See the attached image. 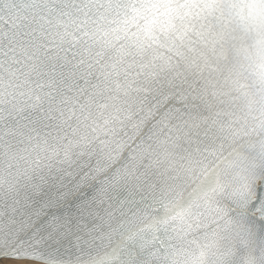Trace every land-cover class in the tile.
I'll list each match as a JSON object with an SVG mask.
<instances>
[{"label": "water", "instance_id": "1", "mask_svg": "<svg viewBox=\"0 0 264 264\" xmlns=\"http://www.w3.org/2000/svg\"><path fill=\"white\" fill-rule=\"evenodd\" d=\"M50 7L53 20L72 11L63 0ZM32 13L38 20L47 9L40 0L0 5L7 22L28 24ZM234 52L229 49L227 59H218V52L194 40L182 57L173 58L175 70L161 72L149 85L151 94L140 101L153 115L135 160L126 149L109 167L106 156L95 154L109 169L107 184L87 181L75 188L68 172L79 175L88 164L96 167L79 149L67 162H61L63 151L51 162L44 158V149L50 153L65 143L67 126L77 124L70 117L74 110L80 115L77 105L88 99L79 91L87 65L71 76L67 73L74 66H66L63 78L52 77L51 85L39 90L34 107L23 106L16 118L0 121V254L16 241L25 246L31 241L42 249L40 264H264V214L252 211L254 193L264 183V131L255 127L259 101L251 96L256 105L250 110L232 83L243 63ZM86 78L92 89L101 76L93 71ZM244 91L258 92V86ZM53 92L54 99L47 95ZM168 113L171 136L160 130ZM61 191L69 197L58 207L53 204L55 214L74 223L66 236L50 240L46 231L33 229L39 226L37 213ZM82 206H87L84 211Z\"/></svg>", "mask_w": 264, "mask_h": 264}, {"label": "snow or ice", "instance_id": "2", "mask_svg": "<svg viewBox=\"0 0 264 264\" xmlns=\"http://www.w3.org/2000/svg\"><path fill=\"white\" fill-rule=\"evenodd\" d=\"M10 2L0 0V5L7 8ZM55 3L56 0H40L47 9L38 18L43 23L38 22L36 13H32V21L23 25L0 17V121L16 118L23 106L34 107L32 101L40 100L39 90L46 83L51 85L50 78H63L66 66H74L67 73L71 76L87 65V70L80 73L85 77V87L79 91L87 93L88 99L77 105L80 115L74 110L70 117L77 124L67 126L65 143L50 153L44 149V158L49 162L59 159L61 151V162H67L76 149L81 156L87 153L89 159L95 160L96 167L88 164L79 175L68 172L67 178L77 181L75 188L82 189L87 181L109 183L105 178L109 169L96 153L107 157L109 167L126 149L129 159L135 160L137 151L145 147L140 137L153 115L140 101L151 94L149 85L161 72L175 70L173 58L182 57L194 40L213 54L218 52V59H227L229 49H235L237 58L242 57L243 63L232 83L250 110L259 101L254 109L259 113L255 127L264 131V0H63L72 11L53 20L48 14L54 11L50 4ZM6 23H10L7 29L3 26ZM23 36L31 39H22ZM164 52L170 55L165 56ZM93 71L99 72L101 79L89 89L86 77ZM249 85L258 86V92L244 91ZM47 95L55 98L54 92ZM96 97L105 99L97 102ZM171 116L166 114L160 129L169 130L170 136ZM152 127L155 129L158 124L154 122ZM175 127L180 129L181 125ZM148 139L151 141L152 136ZM40 161L38 155L36 162ZM52 179L63 183L60 177ZM254 196L252 211L264 214V183ZM68 197V192L61 191L54 201L46 202L37 213L39 226L33 229L35 233L46 231L50 240L67 235L65 229L70 230L74 221L69 216L56 215L53 204L58 207ZM86 207L82 206L80 211ZM41 252L39 244L29 241L25 246L16 241L8 246L6 255L0 254V264L6 260H35L40 264Z\"/></svg>", "mask_w": 264, "mask_h": 264}, {"label": "rangeland", "instance_id": "3", "mask_svg": "<svg viewBox=\"0 0 264 264\" xmlns=\"http://www.w3.org/2000/svg\"><path fill=\"white\" fill-rule=\"evenodd\" d=\"M4 264H37V263L31 262V261H13V260H6V261H4Z\"/></svg>", "mask_w": 264, "mask_h": 264}]
</instances>
